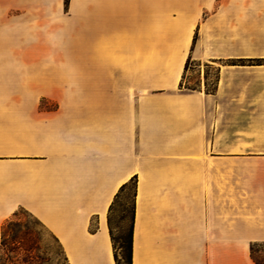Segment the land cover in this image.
Listing matches in <instances>:
<instances>
[{
  "label": "crops",
  "instance_id": "obj_1",
  "mask_svg": "<svg viewBox=\"0 0 264 264\" xmlns=\"http://www.w3.org/2000/svg\"><path fill=\"white\" fill-rule=\"evenodd\" d=\"M16 20L64 58L17 60ZM85 43L100 57L75 58ZM189 52L258 61L183 91ZM132 176L131 264H264V0H0V239L22 209L68 264H115L108 208Z\"/></svg>",
  "mask_w": 264,
  "mask_h": 264
},
{
  "label": "rangeland",
  "instance_id": "obj_2",
  "mask_svg": "<svg viewBox=\"0 0 264 264\" xmlns=\"http://www.w3.org/2000/svg\"><path fill=\"white\" fill-rule=\"evenodd\" d=\"M43 21H29V20H16V52L15 56L17 60H54L61 59L62 53L52 48V42L48 36L34 34L33 31H39L43 26ZM194 36V35H193ZM198 34L195 42L198 40ZM193 42V37H192ZM192 43L191 47L194 45ZM94 45L85 43L82 49L77 52L75 58L77 59H97L100 57L99 53L95 52ZM115 54H119L116 52ZM189 58L186 69H183L180 74V79L176 86L177 89L183 91H204L205 86L212 88L216 77L218 75L220 65H235V66H247L251 63L258 61V59L248 57H220L211 58L205 55L200 59L193 58V54L187 56ZM186 61V60H185ZM185 64V62H184ZM45 72L55 70L53 68H39ZM113 75L119 77L118 69H112ZM117 70V72H116ZM156 70V69H154ZM161 70V69H160ZM69 80L62 81L64 87H69ZM118 84V83H117ZM218 84V83H217ZM115 85L113 84V87ZM129 91H135V85L128 84ZM144 91H148V85H143ZM194 87L195 89H190ZM34 90V85H33ZM205 92V91H204ZM39 106L53 107L57 106V103L52 100L41 99ZM132 186L128 185L124 191V202L126 208L130 207L131 203ZM119 207H116L112 214V224L115 226L113 233L115 236L124 233L128 226V214L127 218L122 222L120 221ZM9 219L18 223L12 226V229H7L5 232V238L7 240L5 247L0 250V264H68L67 260L61 250L60 245L50 234V232L33 216L26 211L19 209ZM23 226L28 229V237L32 240V247L26 252L17 253L15 250L10 249V240L13 236H19V228ZM253 256L258 260H264V242L254 243L252 245Z\"/></svg>",
  "mask_w": 264,
  "mask_h": 264
},
{
  "label": "trees",
  "instance_id": "obj_3",
  "mask_svg": "<svg viewBox=\"0 0 264 264\" xmlns=\"http://www.w3.org/2000/svg\"><path fill=\"white\" fill-rule=\"evenodd\" d=\"M69 0H64V8L67 9ZM197 33H194L193 36V44L196 40ZM189 58L187 57L184 69H186L188 65ZM218 83V75L216 77V80L212 86V88L205 86V93H213L217 88ZM190 89H195L194 87ZM128 185L132 186V193H131V203L130 207L126 208L125 202L123 201V195L124 191L127 188ZM134 196H135V176H132L127 182L123 183L118 191L116 192L109 208H108V228L110 233V238L112 242V248H113V257L115 264H131V255H132V231H133V223H134ZM116 207H119V213H120V221L122 222L124 219L127 218L128 214V226L124 233H120V235L115 236L113 233V229L115 226L112 224V214L115 211ZM15 215V213L13 214ZM37 220V219H36ZM38 221V220H37ZM15 221L8 219L1 225V239H0V250H2L6 245V238H5V232L7 229H12V226L17 225ZM20 232L19 236H13L10 240V249L15 250L17 253H22L28 251L32 247V240L28 237L29 231L27 228L21 226L18 230ZM53 236V235H52ZM54 237V236H53ZM55 239V237H54ZM56 240V239H55ZM57 241V240H56ZM59 244V243H58ZM60 245V244H59ZM252 245H250V253L252 259L256 263H264V260H258L253 256L252 253ZM61 247V246H60ZM62 250V248H61ZM63 252V251H62Z\"/></svg>",
  "mask_w": 264,
  "mask_h": 264
}]
</instances>
